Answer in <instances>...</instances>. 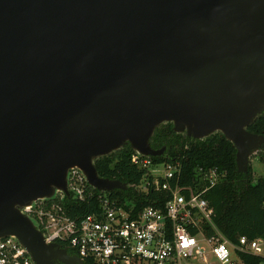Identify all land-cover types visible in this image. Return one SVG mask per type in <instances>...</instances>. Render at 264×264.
<instances>
[{"label":"water","instance_id":"obj_1","mask_svg":"<svg viewBox=\"0 0 264 264\" xmlns=\"http://www.w3.org/2000/svg\"><path fill=\"white\" fill-rule=\"evenodd\" d=\"M264 0H0V239L34 264H84L22 208L67 189L70 169L102 192L127 183L94 160L123 145L161 156L162 123L221 132L240 173L264 149Z\"/></svg>","mask_w":264,"mask_h":264},{"label":"built area","instance_id":"obj_2","mask_svg":"<svg viewBox=\"0 0 264 264\" xmlns=\"http://www.w3.org/2000/svg\"><path fill=\"white\" fill-rule=\"evenodd\" d=\"M130 162L142 172L136 190L146 196L154 192L138 210L121 206L103 192L95 211L71 217L61 201L71 196L82 201L92 194L78 168L69 171L68 196L59 191L54 198L38 199L21 210L47 242L66 244L83 261L96 264H193L208 258L217 264H240L237 252L264 259L263 237L241 236L233 244L212 222L213 208L204 193L225 176L223 171L199 167L197 177L186 183L178 159L155 161L134 151ZM208 225L211 235L205 232ZM0 264L34 263L20 242L7 236L0 239Z\"/></svg>","mask_w":264,"mask_h":264},{"label":"trees","instance_id":"obj_3","mask_svg":"<svg viewBox=\"0 0 264 264\" xmlns=\"http://www.w3.org/2000/svg\"><path fill=\"white\" fill-rule=\"evenodd\" d=\"M247 129L264 135V112L260 113ZM150 145L153 148L166 147L165 153L161 156H153V160L178 159L181 161L186 183L192 182L197 177L199 167L205 169L216 167L219 171H223L225 176L204 193V197L213 208V224L233 244H236L241 236L249 240L257 237L264 238V175L254 180L250 167L248 173L238 172L235 160L236 149L221 132H214L202 139H195L188 137L185 133L175 132L173 124L165 122L155 128L150 137ZM133 153L134 150L130 145L125 144L108 155L96 158L94 165L99 176L119 179L129 185L126 190L114 189L107 195L116 199L125 208L133 207L134 210H138L150 202L146 197L154 195V192L150 191L146 196L134 187L142 172L130 162ZM88 188L92 194L82 201L72 196L65 197L61 201L65 211L71 217L81 216L98 208V197L103 192ZM132 202L136 205H128ZM205 232L211 235L213 229L208 225ZM62 246L67 245L62 244ZM68 250L70 253H76L71 248ZM237 253L240 264L264 263L262 257ZM84 264L96 263L84 259Z\"/></svg>","mask_w":264,"mask_h":264},{"label":"rangeland","instance_id":"obj_4","mask_svg":"<svg viewBox=\"0 0 264 264\" xmlns=\"http://www.w3.org/2000/svg\"><path fill=\"white\" fill-rule=\"evenodd\" d=\"M250 168L252 171L253 179H257L258 176L264 175V151H258L252 154L250 157ZM193 264H217L208 258L207 262L195 261Z\"/></svg>","mask_w":264,"mask_h":264},{"label":"flooded vegetation","instance_id":"obj_5","mask_svg":"<svg viewBox=\"0 0 264 264\" xmlns=\"http://www.w3.org/2000/svg\"><path fill=\"white\" fill-rule=\"evenodd\" d=\"M260 151H264V149H261Z\"/></svg>","mask_w":264,"mask_h":264}]
</instances>
